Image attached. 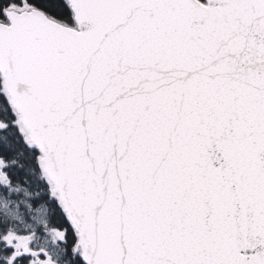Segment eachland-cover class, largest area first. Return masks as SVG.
Segmentation results:
<instances>
[{
  "label": "snow or ice",
  "instance_id": "6c2138e0",
  "mask_svg": "<svg viewBox=\"0 0 264 264\" xmlns=\"http://www.w3.org/2000/svg\"><path fill=\"white\" fill-rule=\"evenodd\" d=\"M0 264H264V0H0Z\"/></svg>",
  "mask_w": 264,
  "mask_h": 264
}]
</instances>
